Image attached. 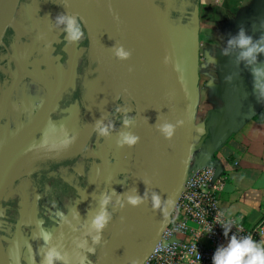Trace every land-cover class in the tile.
<instances>
[{
  "label": "crops",
  "instance_id": "crops-1",
  "mask_svg": "<svg viewBox=\"0 0 264 264\" xmlns=\"http://www.w3.org/2000/svg\"><path fill=\"white\" fill-rule=\"evenodd\" d=\"M32 1H20L13 18L16 26L32 25L34 14L38 13ZM38 1L46 19L43 26L48 29L63 25L58 23V15L74 16L73 12L65 10L62 0ZM187 2L193 6V18L186 20L182 27L176 17L172 19L190 42L196 58L194 69L199 85L191 167L212 164L217 168L218 174L226 178L224 189L219 193L221 208L227 216L238 217L248 227L261 224L263 234L259 243L264 244V96L255 87L256 83H264V75L258 78L253 75L254 69L264 70V53H257L256 60L248 63L241 58L243 49L228 43L243 29L253 43L264 45V0H186L185 5ZM186 10L185 18L189 17L190 8ZM27 59L29 63L24 60L22 76L0 87V129L11 122L17 126V132L3 139L10 138L0 154V176L13 177L6 184L9 189L6 200L9 201L1 213L4 252L9 264H19L20 260L31 264L38 249L46 243L43 233L47 232L51 236L56 234L52 248L59 251L68 264H77L84 257L88 261V252L93 255L92 262H97L108 248L116 222H111L106 205L103 210L107 211L109 220L101 232L93 228L92 221L102 211L100 201L108 191L121 188V182L116 179L126 173V156L116 154V149L110 145L115 139L114 133L101 135L97 130L86 137L77 166L71 170L39 168L35 148L51 134L71 129L74 122L70 113L65 122H59L61 127L53 129L51 117L58 100L54 101L56 91L48 85L52 74L48 66L45 69L41 64L45 59L40 60L39 65L34 58ZM26 76L30 77L26 79ZM47 89L52 94L49 105L45 103ZM45 125L47 128H43ZM92 153L96 164H86L84 161ZM84 170L90 175H85L77 184L75 199L70 197L72 208L64 213L56 209L50 211L46 200L52 193L54 181L61 173L68 174L70 179L78 178ZM49 212L60 213L61 217L53 219L57 225L49 223L45 215ZM97 235L99 242L94 240ZM55 264H64V261L57 260Z\"/></svg>",
  "mask_w": 264,
  "mask_h": 264
},
{
  "label": "water",
  "instance_id": "water-1",
  "mask_svg": "<svg viewBox=\"0 0 264 264\" xmlns=\"http://www.w3.org/2000/svg\"><path fill=\"white\" fill-rule=\"evenodd\" d=\"M20 1L0 0V45ZM67 2L72 12L78 13L84 24L96 33L114 62L133 77L135 86L142 92L141 118L148 161L141 195L142 208L122 220V211L127 203L124 201L108 248L96 264H144L169 224L171 211L191 167L198 75L194 73L192 77L186 67V82H182L172 60L142 35L140 31L145 32V27L124 0ZM120 46L130 52L127 59L115 55V49ZM51 97L47 89L46 105L50 104ZM111 111L97 122L104 123ZM97 122L86 132V137L97 131ZM166 123L175 126V134L171 138L165 137L160 130ZM9 140L0 144V154ZM139 178L133 181L142 185ZM153 194L160 197L159 207L153 205ZM55 240L56 234H53L38 249L31 264H42L45 253ZM0 264H9L1 239Z\"/></svg>",
  "mask_w": 264,
  "mask_h": 264
},
{
  "label": "rangeland",
  "instance_id": "rangeland-1",
  "mask_svg": "<svg viewBox=\"0 0 264 264\" xmlns=\"http://www.w3.org/2000/svg\"><path fill=\"white\" fill-rule=\"evenodd\" d=\"M62 2L65 10L67 12H72L73 9L68 4L67 0H62ZM175 2H179V0H172V5H174ZM31 4H34V6H36V8H34V11L38 10V13L36 12L34 14L31 22L32 25L16 26V24H14L15 20L12 19L4 34L3 44L0 45V87L8 86L9 82H11L12 79L22 76L23 72L21 70L23 68L25 59L27 61V58L29 57L34 58L33 61H35L36 63L39 62L38 65L40 64V60L45 59V61H42L41 64H44L45 69L46 66H48L47 70H49L50 74H52V76L49 78L48 85L50 88H53L56 91L54 101L58 100V104L55 105L56 108L54 116L51 117V119L54 121L53 129L59 128L61 127V124H59V122H65L70 113L73 114L78 108L77 105L78 101L80 100L78 98L80 96L78 95L77 79L78 75L82 71L81 67L79 66L81 59L80 57H82L88 45L87 28L78 13H74L73 17L78 18L82 23L84 36L79 41H71L68 39V34L65 31V24L56 26L53 29H48L49 27L47 28L43 26V21H45L46 19L43 17L44 12L42 13V11H40L42 9V7L40 6L41 1L33 0ZM175 8L178 10H176V12H173L174 15L172 16L174 18L178 15L177 12H179L180 7L177 4L175 5ZM159 12L160 15L163 16L164 13L162 12V10H160ZM182 13L183 12H181V14ZM172 20L173 22H171V26L161 18H155L154 22L161 33L167 34L172 37L171 41L173 47H175L176 49L179 48V50H181L182 54L184 55L185 62L187 63L188 71L192 74L193 77L195 73L194 62L196 59L194 57L195 55L193 53V48L190 46V42L185 39L186 37L184 33L178 27L176 28V26L178 25L176 24V22H174V19ZM34 49H37V51L33 52ZM40 55H42V57H40ZM61 59L64 60L63 64H61ZM37 67L38 69H43L42 67ZM28 69H30L29 65ZM28 77L30 76H26V79H28ZM123 80L124 79H121L118 82V88L110 99V101L114 99H116V101L107 120L103 123V125L105 124L104 126H109V131H111L115 135V139L110 142V145L114 146V148L116 149V154L120 156L125 155L127 160L125 161L126 173L121 179H116L117 182H121V188L110 189L106 195L111 198L110 202L106 205V210L109 211L110 217H112L113 219L111 220V222H117L118 214L120 212V209L123 208L124 201H128V194L130 193L129 189L131 185L130 178L133 173L134 164L137 158L135 145L129 146L127 144L122 145L119 143L122 133L130 132L136 135L138 124L135 104L130 96L128 88L125 85V81ZM126 117L131 120V123L128 125L124 124V119ZM16 127L17 126H15V124L11 122L10 125L0 129V144L4 141V138H8L10 135L17 132V130L15 129ZM43 128H47V126L45 125ZM64 128L66 127L64 126ZM41 133H43V131ZM38 136L39 133L35 135V137ZM11 141L15 142L14 140ZM89 152L90 151H88V154ZM78 159H76L71 165L63 168V170H71V168H73L77 164ZM96 160L97 159L95 158L94 153H92L89 155L88 160L84 162H86V164H96ZM85 175H90V172L88 171L87 173H85L84 170V172L79 174L78 178L73 179H70L68 174L61 173V177H59L53 183V189H55L53 194L56 193V190H59L63 192L65 196L68 195L69 199L70 197L75 199V196L77 194L76 190L78 189L77 184L81 183ZM12 178L13 177L9 175L4 176L1 174L0 176L1 225L4 224L1 218V213L6 207L7 202L9 201L6 200V195L9 192V189L6 188V184L11 181ZM53 197L48 199V209H50V211L51 209H53V207H51L52 204L50 205V201ZM57 202L60 207L59 210H62V213H64V209H67L68 205L60 197H58ZM45 215L51 225H53V223L57 225V222H54L53 220L54 217H61L60 213H57V215H52L49 212ZM109 234L107 235V238ZM88 255V264H96L98 262H92V253L88 252ZM18 263L23 264L21 260ZM12 264L14 263L12 262Z\"/></svg>",
  "mask_w": 264,
  "mask_h": 264
},
{
  "label": "bare ground",
  "instance_id": "bare-ground-1",
  "mask_svg": "<svg viewBox=\"0 0 264 264\" xmlns=\"http://www.w3.org/2000/svg\"><path fill=\"white\" fill-rule=\"evenodd\" d=\"M124 1L137 14L142 25L145 27V32L140 31L142 35L153 42L164 55L168 56L172 60L175 68L177 64L180 65L181 70L177 71L176 68V71L182 82L185 83L187 64L182 52L179 48L176 49L173 47L172 37L159 31L154 19H164L170 25L173 22V12L178 10L175 8V5L178 4L181 9L179 8L178 15L175 17L179 22V27H182L186 23V20L193 18L192 13L194 11L191 3L187 2V5H185L186 0H183L182 3L181 0L180 2H175L174 5H172V0ZM186 8H190V13L188 14L189 17L185 18L188 12ZM159 9L164 13L163 16L160 15ZM181 12L183 13L181 14ZM86 28L88 45L84 54L80 57L79 66L82 71L77 79L78 90L80 91V97L78 99L80 100L78 101L77 110L72 115L74 126L69 130L57 131L51 134L48 140L35 148L36 165L41 169L65 168L78 159L87 142L86 132L95 122L112 110L116 99L111 101L110 99L118 88V82L124 79L123 81H125V85L135 104L138 117L136 136L139 138L136 143L137 158L130 178L131 185L128 198L130 196L141 198L144 183L147 178L146 169L148 165L145 152L146 144L143 132V121L141 118L143 112L142 92L135 86L133 77L110 57L107 49L96 33L87 25ZM65 141L68 142L65 143ZM137 177H140L139 180L142 185L133 181ZM141 208L142 202L134 206L128 200L122 211L121 219L123 220L130 215L136 214Z\"/></svg>",
  "mask_w": 264,
  "mask_h": 264
},
{
  "label": "built area",
  "instance_id": "built-area-1",
  "mask_svg": "<svg viewBox=\"0 0 264 264\" xmlns=\"http://www.w3.org/2000/svg\"><path fill=\"white\" fill-rule=\"evenodd\" d=\"M225 179L212 164L190 167L169 224L144 264H213L216 250L233 237L251 236L259 243L261 224L248 227L221 208L219 193Z\"/></svg>",
  "mask_w": 264,
  "mask_h": 264
},
{
  "label": "clouds",
  "instance_id": "clouds-1",
  "mask_svg": "<svg viewBox=\"0 0 264 264\" xmlns=\"http://www.w3.org/2000/svg\"><path fill=\"white\" fill-rule=\"evenodd\" d=\"M58 23L65 24V31L68 34V39L71 41H79L84 36V30L82 27L81 21L76 17H65L60 16L57 18ZM230 45L235 44L241 49V58L252 63L256 60L257 53H264V45H259L253 43V40L250 36L246 35L243 29L240 30L237 37L228 41ZM115 55L120 59H127L130 56V52L127 51L123 46L117 47L115 49ZM177 71H180V65H176ZM254 78H258L261 75H264V70L254 69L253 70ZM255 87L260 89L261 96H264V83H256ZM131 123L129 118L124 119V124L128 125ZM97 130L101 135L109 134V126H104L102 122H97ZM162 133L167 138H171L175 134V126L172 124H164L161 126ZM138 137L130 132L122 133L120 144H127L133 146L138 142ZM68 141H65L67 143ZM110 197L105 196L101 201L102 211L97 214L92 221L93 228L99 233L103 230L109 220V215L104 206L110 202ZM129 203L132 205H138L141 203V198L136 196H130L128 198ZM154 207L160 206V197L156 194H153L152 197ZM227 234V233H226ZM43 238L45 242H48L51 238L50 233H43ZM96 242H99L100 236L97 235L94 237ZM89 251H94V249H89ZM61 260L64 261V264L68 262L64 259V256L57 251L55 248L49 249L44 256L42 264H55V261ZM80 264H87V258L84 257L81 259ZM213 264H264V244L255 242L251 236L245 237L244 239L238 240L236 237H233L227 246L220 247L216 250L213 256Z\"/></svg>",
  "mask_w": 264,
  "mask_h": 264
},
{
  "label": "trees",
  "instance_id": "trees-1",
  "mask_svg": "<svg viewBox=\"0 0 264 264\" xmlns=\"http://www.w3.org/2000/svg\"><path fill=\"white\" fill-rule=\"evenodd\" d=\"M54 190L55 189H53L52 190V193H51V195L49 196V198H51V197H53L52 198V200L50 201V205L52 204V206L51 207H53V209H56V210H59V204H58V202H57V199H58V197H60L61 199H63L65 202H66V204L68 205V208L67 209H64V211L65 212H67V211H69L71 208H72V201H71V199H69V196L67 195V197L65 196V194H63V192H61V191H59V190H56V193H55V195L53 194V192H54ZM56 197V198H55ZM48 198V199H49ZM56 201V202H55ZM47 202H48V200H47ZM52 202V203H51Z\"/></svg>",
  "mask_w": 264,
  "mask_h": 264
}]
</instances>
